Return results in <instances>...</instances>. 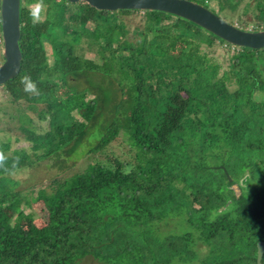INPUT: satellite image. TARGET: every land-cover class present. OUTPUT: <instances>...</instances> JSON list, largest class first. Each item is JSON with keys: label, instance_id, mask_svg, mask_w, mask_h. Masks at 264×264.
I'll return each mask as SVG.
<instances>
[{"label": "trees", "instance_id": "obj_1", "mask_svg": "<svg viewBox=\"0 0 264 264\" xmlns=\"http://www.w3.org/2000/svg\"><path fill=\"white\" fill-rule=\"evenodd\" d=\"M192 1L264 29V0ZM36 2L21 0V67L0 85V264H264V47L82 1L43 0L34 25ZM42 162L57 171L22 188ZM37 199L46 220L24 227Z\"/></svg>", "mask_w": 264, "mask_h": 264}, {"label": "water", "instance_id": "obj_2", "mask_svg": "<svg viewBox=\"0 0 264 264\" xmlns=\"http://www.w3.org/2000/svg\"><path fill=\"white\" fill-rule=\"evenodd\" d=\"M86 2L101 10L140 9L160 10L186 18L217 35L228 43L259 49L264 47V29L245 30L232 24L206 6L192 0H68ZM21 0H1L0 20L3 62L0 64V85L20 70L22 51L19 39ZM233 189L240 193L237 184ZM258 262L264 252V240L257 243Z\"/></svg>", "mask_w": 264, "mask_h": 264}, {"label": "rangeland", "instance_id": "obj_3", "mask_svg": "<svg viewBox=\"0 0 264 264\" xmlns=\"http://www.w3.org/2000/svg\"><path fill=\"white\" fill-rule=\"evenodd\" d=\"M45 6H44V10L41 14V19L44 17V13H45ZM218 10V7H215ZM238 10L239 8H236L234 6H230V7H221L219 9L220 11V16L225 19L228 22H231L233 20H235V18H237L238 15ZM182 46V45H181ZM83 48V47H82ZM81 48V49H82ZM79 49L78 52L80 53H84L86 56L92 57L94 54L91 51H87L86 47H84V49ZM181 49V47L179 48ZM0 50L2 52V43L0 45ZM58 93H59V98H62L63 96L66 95V91L64 88L60 87L58 89ZM2 114V113H1ZM3 117V114L1 115ZM4 118V117H3ZM0 129H8L7 126L4 123L0 122ZM3 133V131H2ZM6 134V133H5ZM9 136V138H14V136H16V134L14 133V131L10 132V134H6ZM84 154L83 151H78L76 153L77 158H81ZM82 155V156H81ZM75 159V160H76ZM45 162L40 163L37 167L35 168H31L29 170L23 171L22 173H19V175L17 176L18 179H20L22 181V188L28 187V186H34L37 189H40V185L42 182H44L47 178H49L53 173H55L57 170V168H50L47 169L45 168L44 165ZM85 165V163L82 160H77L75 168H81ZM35 189V188H34ZM27 212L33 213V218L32 219H22L20 222L22 223V225L28 226L29 224H44L45 220H46V214L44 212V205L43 202L39 199L35 200L32 207L30 209H28Z\"/></svg>", "mask_w": 264, "mask_h": 264}, {"label": "clouds", "instance_id": "obj_4", "mask_svg": "<svg viewBox=\"0 0 264 264\" xmlns=\"http://www.w3.org/2000/svg\"><path fill=\"white\" fill-rule=\"evenodd\" d=\"M43 10H44L43 0H37L35 4L30 6L29 8L30 18L34 25L41 22V14ZM21 83L24 85V90L26 92L39 95V91L36 87V84L35 82L32 81L30 76L25 75L24 77H22ZM5 159L6 157L4 156V154L0 153V166H3ZM212 218L215 219V216H213Z\"/></svg>", "mask_w": 264, "mask_h": 264}]
</instances>
